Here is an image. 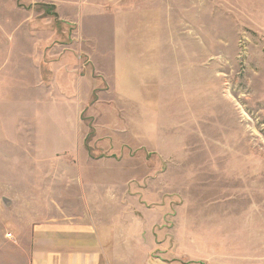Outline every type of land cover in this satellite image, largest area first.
<instances>
[{
    "label": "rangeland",
    "instance_id": "rangeland-1",
    "mask_svg": "<svg viewBox=\"0 0 264 264\" xmlns=\"http://www.w3.org/2000/svg\"><path fill=\"white\" fill-rule=\"evenodd\" d=\"M52 10L0 0V264L8 250L28 264V195L62 215L129 211L171 247L199 241L208 264L217 246L264 257V0H208L184 25L85 24L86 36ZM95 49L107 72L115 53L135 57L142 101L110 97Z\"/></svg>",
    "mask_w": 264,
    "mask_h": 264
},
{
    "label": "crops",
    "instance_id": "crops-1",
    "mask_svg": "<svg viewBox=\"0 0 264 264\" xmlns=\"http://www.w3.org/2000/svg\"><path fill=\"white\" fill-rule=\"evenodd\" d=\"M28 1L31 4L38 2L42 5L52 6L51 14L57 20L63 24L82 26V31L85 24L101 22H107L113 26L129 21L135 23L143 19L146 23L153 24L157 23L161 16L165 17L170 24L184 25L189 23L192 15L201 18V10L208 3V0ZM61 10H64V15ZM83 33L85 36L88 34L84 31ZM87 38L91 40L89 37ZM95 52L96 49L89 52L91 69L104 79L110 97L117 93L115 96L125 101L133 102L137 99L142 101V91L139 90L142 76L137 75L136 71L128 66L132 61H135V57L115 53L112 57L113 68L107 72L104 64H97L95 61L97 54ZM149 57L151 58L150 64L154 65L153 51H150ZM145 61L148 66V60L145 59ZM150 74L153 76V72L147 71L146 80L150 78ZM126 87L131 89L130 96L122 91V88ZM113 91L114 94H112ZM52 99H55V104L63 103L62 98L53 97ZM65 101L69 102V98H65ZM61 145L62 142H56L55 146ZM55 146L52 151L55 150ZM26 198L25 202L28 203L24 204V212L27 216L36 218L37 221V225L32 226L29 240L24 241L22 246L28 264H191L192 262L208 264L206 257L196 256V251L203 254L199 241H191L188 236H185L184 240L180 243L175 242L171 247L165 241L163 232H158L154 226L147 228L141 223L138 224L133 215L131 219L126 220V216L127 218L130 216L129 211L79 208L71 209L68 211L69 213L65 212L62 215L63 209H48V204H41L40 200L43 199H36V196L32 195H28ZM59 198L62 199L61 194L56 200ZM35 200L39 202L41 208H34V204L31 202ZM4 201L6 206L12 205L10 199L4 198ZM49 201L50 199H46L47 203ZM49 217L69 218L59 221L56 219L45 220ZM2 248L5 247L2 246ZM217 248L218 252H216L213 264H264V257L251 258L247 263L234 255L233 247L227 256H223V252L220 251L223 249L222 246H217ZM10 253L8 250L1 256L2 259H6L5 264H13L12 250Z\"/></svg>",
    "mask_w": 264,
    "mask_h": 264
}]
</instances>
